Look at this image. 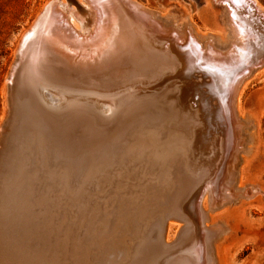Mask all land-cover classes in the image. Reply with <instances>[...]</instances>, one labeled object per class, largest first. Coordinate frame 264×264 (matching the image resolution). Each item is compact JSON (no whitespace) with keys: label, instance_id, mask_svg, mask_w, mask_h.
Instances as JSON below:
<instances>
[{"label":"bare ground","instance_id":"6f19581e","mask_svg":"<svg viewBox=\"0 0 264 264\" xmlns=\"http://www.w3.org/2000/svg\"><path fill=\"white\" fill-rule=\"evenodd\" d=\"M254 1L224 0L228 16L220 32L229 30V36L226 34L221 44H217L214 37L202 44L193 33L192 25H184L188 23L186 20L173 19L170 25H162L156 21V14L134 0H80L88 10L75 0H50L18 44V60L22 61L6 92L10 114L16 117L17 123L7 130L9 139L3 148L0 175L5 176V167H14V163L20 161L21 155L13 150L15 146L23 144L25 147L30 141L36 143L43 139L46 153L38 148L33 152H37L42 161L44 182L61 187L71 197L79 190L84 194L88 189L114 184L117 178L125 175L144 178L141 185L148 182L147 187H151L150 181L154 179L157 190H165V185L169 186L167 190L172 189L171 194H163V202L175 199L165 206L160 202L155 217L145 216L146 219L137 225L135 238L138 241L133 253L142 260L134 263L194 264L196 259L198 264H215L214 245L222 228L214 221L216 217L212 216V220L210 213L236 193L254 192L246 185L238 186L242 179L239 173L241 155L251 153L252 146L248 143L252 144L253 137L249 136L252 133H245L250 123L234 108L239 87L250 66L264 59V17L261 6ZM258 26L263 29L260 30L263 36L261 50L255 51L258 38L255 28ZM249 34L253 42L249 41ZM166 37L170 39L163 46ZM84 39L92 41L88 44L90 49L82 45ZM86 53L88 60L83 55ZM49 73L97 83L129 77L119 87L107 91L89 90L92 95L103 97L96 100L101 107L110 105L109 98L117 94L119 88L126 89L127 93L121 101H116L120 102L118 106L137 96L131 104L122 107L123 116L108 127L109 133L105 132L107 129L104 131V138L97 145L88 144L66 153L57 148L52 132L48 133L53 123L47 110L46 103L51 100L47 92L53 85L48 76L42 78ZM33 77L35 82H30ZM174 84L180 86L172 89ZM134 85L138 86L137 92L127 89ZM142 85H150L153 90L140 89ZM154 87L162 88L163 92L157 93ZM56 95L63 98L59 92ZM33 127L39 130L34 132L35 137H29L27 133ZM160 135L165 139L163 148H176L171 155L177 152L182 155L184 167L180 172L184 178L181 185L177 186L175 180L179 168L173 173L175 179L164 180V167L160 166L164 163L157 148ZM49 152L55 154L48 158ZM56 155H61L62 159L56 160ZM204 158L208 165L195 167L194 163L198 159L205 161ZM220 159L216 179L207 184L204 181L211 174L210 168V172L207 170L195 179L208 167L216 168ZM140 164L148 167H137ZM61 165L69 168L58 171ZM206 192L207 204L203 207ZM194 203L196 210L193 211L189 205ZM50 206V202H45V207ZM172 227L176 231L174 237L167 234V228ZM188 248H193V254L187 252ZM173 258L176 260L171 261Z\"/></svg>","mask_w":264,"mask_h":264},{"label":"rangeland","instance_id":"374dc122","mask_svg":"<svg viewBox=\"0 0 264 264\" xmlns=\"http://www.w3.org/2000/svg\"><path fill=\"white\" fill-rule=\"evenodd\" d=\"M49 1L0 0V125H3L0 129V162L4 157L3 148L9 139L7 130L17 123L16 117L10 114L11 109L6 93L7 75L11 63L17 56L18 44L23 34L40 16L44 10L43 7ZM75 1L88 10L80 0ZM134 1L140 2L148 12L156 14L158 16V18L155 17L156 21L162 25H170L173 19H177V22L186 20L188 23L184 25H192L193 33L202 44L212 40L211 37H214L217 44H221L220 41L229 36V30H225L227 33L220 32L225 17L228 16L225 8L227 3L224 0ZM256 2L259 7L261 6L264 17V0H256ZM260 26L255 28L258 34L255 51L261 50L263 35L260 34L263 29ZM167 39L170 38L166 37L165 41ZM168 40L163 42V46L169 42ZM249 41L253 42V38ZM91 42L84 39L82 45L90 49L91 45L88 44ZM87 54L83 55L87 57ZM128 61L131 62V60ZM254 64L250 66V70L242 80L234 107L241 117L250 123L245 133H252L249 136L253 137L252 144H254L248 143V146H252V151L249 155L243 154L244 160L241 155L239 173L242 179L238 186L246 185L247 189L254 192L248 194L247 191H243L239 195L236 193L234 197L224 199L210 213L211 218L216 217L217 220L214 221L220 223L222 228L221 235L214 245L215 264H264V59L261 63ZM4 128L5 132H3ZM36 130L39 128H31L27 133L29 137H35ZM158 141L157 148L161 151L159 158L164 163L160 165L164 167V180L167 179L169 182L175 179L176 176L173 173L179 171L176 174L179 176L175 180L177 186L181 185L184 178L180 172L181 167H184L182 155L179 152L171 155L173 150L177 151L176 148H163L165 141L163 137ZM45 144V140L39 139L36 143L30 141V144L25 147L23 144L15 146L13 150L16 154L19 153V156L21 155L20 161H16L14 167H5V176L0 175L2 177L0 178V251L3 250L0 254V264L10 262V264H97L98 261H100L98 264H136L134 261L140 259L137 253H133V247L138 241L135 238L137 225L146 219L145 216L155 217L160 202L162 206H165L174 201L175 197L167 202L162 201L163 194H171L172 189L167 190L169 186L165 185V190L160 191L157 190L158 187L155 185L157 182L154 179L150 181L151 187H147L148 182L141 185L145 182L144 178L138 176L129 178L125 175L117 178L114 184L91 188L84 194V191L79 190L71 197L61 187L50 186L44 182V176L41 175L42 161H39L38 153L33 151L38 148L46 153ZM54 154L49 152L46 156L50 158ZM57 159H62L61 155H56ZM197 161L194 163L195 167L202 168L208 165L206 159ZM217 162L216 168L208 167L195 179L201 177L209 168L211 172L208 171L211 174L204 179L206 184L214 180L215 176L218 177L221 159ZM59 167L58 171L69 168L65 165ZM137 167L148 166L140 164ZM70 168L74 169V167ZM1 170L2 167H0V173ZM161 182L160 180L158 184ZM206 196L207 192L202 201L203 207L207 204ZM45 202H50L51 206L45 207ZM150 222H153V219ZM167 231H169L167 234L174 237L175 228L172 227L169 230L167 228ZM151 236L149 237L152 238ZM1 246L4 248L2 249ZM187 252L193 254V248H188ZM144 263L146 264L145 261L142 262ZM198 263L199 261L195 259L194 264Z\"/></svg>","mask_w":264,"mask_h":264},{"label":"water","instance_id":"95a60500","mask_svg":"<svg viewBox=\"0 0 264 264\" xmlns=\"http://www.w3.org/2000/svg\"><path fill=\"white\" fill-rule=\"evenodd\" d=\"M19 49L20 47L17 48V51ZM86 58V60L89 59L88 56ZM21 61L22 60H18V55L14 58L7 75L6 86H8V84H13L12 81H14L15 79V74L18 70V67H20L21 65ZM11 73L13 74L11 75ZM44 74L46 73L44 72ZM44 76H48V80L51 81V84L53 85V89L50 88L47 92V95L51 97V100L46 103L48 108L47 110L48 112L50 111V119L51 123H53V128L51 130L50 127L48 133L50 135V131L52 132L51 137L55 138L56 142L58 143L57 148L66 153H72L79 147H83L88 144L90 146L93 144L97 145L100 140L104 138V131L107 129V131L105 132L109 133L108 127L111 126L114 122L116 123L118 119L123 116V113H121L122 107H125L126 104H131V101L135 100V97L137 96V94H135L136 96L134 95L131 100L129 99L127 102H125V104H123L122 106L120 105V107L118 106L120 102L117 103L116 101H118L119 99L121 101V98H123L127 92L126 89L122 90L119 88L117 94L115 93L113 94L112 98H109L111 102L110 105L106 104L105 106L101 107L100 105H98L99 103L96 100L97 98L99 99L103 97H100L99 95L94 96L89 93L92 92L89 90L98 88L107 91L117 86L119 87V85H121L123 81L129 80V77L126 79L117 77L113 81L97 83L91 80L86 81V79L70 80V78L65 76L56 77L53 73L43 75L42 79H44ZM34 78L35 77H33L30 82ZM32 85L33 87H35L34 84ZM177 86L179 87L180 84L172 85V89H176ZM137 87L136 85H134L129 86L127 89H129V91L137 92ZM140 89H144L147 92L153 90L150 88V85H142ZM154 89L157 90V88L155 87ZM58 92L63 95V98L59 99L57 97L56 93ZM162 92V88L157 90V93L159 94H161ZM105 98L108 99V96H106ZM113 103H115V105ZM107 109H110L111 111H108ZM2 126L3 125H0V129L2 128ZM225 154H227V151ZM189 206L193 211L196 210L194 209L196 206L195 203L190 204ZM174 259L175 258H173L171 261L176 260Z\"/></svg>","mask_w":264,"mask_h":264}]
</instances>
